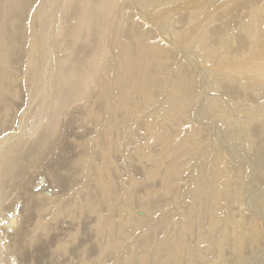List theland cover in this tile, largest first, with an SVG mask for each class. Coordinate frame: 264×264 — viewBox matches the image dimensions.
<instances>
[{
  "label": "rangeland",
  "instance_id": "374dc122",
  "mask_svg": "<svg viewBox=\"0 0 264 264\" xmlns=\"http://www.w3.org/2000/svg\"><path fill=\"white\" fill-rule=\"evenodd\" d=\"M53 1L0 0V264H264V0Z\"/></svg>",
  "mask_w": 264,
  "mask_h": 264
},
{
  "label": "bare ground",
  "instance_id": "6f19581e",
  "mask_svg": "<svg viewBox=\"0 0 264 264\" xmlns=\"http://www.w3.org/2000/svg\"><path fill=\"white\" fill-rule=\"evenodd\" d=\"M75 1V0H74ZM52 3V2H51ZM134 3H135V1H134ZM56 7V2H55V0L53 1V3H52V7H51V9H50V11H49V15H51V16H53V15H55L56 13H55V8ZM250 20V19H249ZM252 23H253V21H252ZM261 24V23H260ZM253 26V25H252ZM254 28H255V26H254ZM73 30H75V29H73ZM257 30V29H256ZM54 33H56V32H54ZM264 33V32H263ZM259 40V39H258ZM173 44V43H172ZM174 45V44H173ZM59 47V46H58ZM180 48V47H179ZM58 49V48H57ZM41 50H43V49H41ZM185 52V51H184ZM45 54V53H44ZM65 54V53H64ZM45 56V55H44ZM183 57V56H182ZM191 57V56H190ZM189 57V58H190ZM92 58V57H91ZM188 58V59H189ZM193 59V58H192ZM214 59V58H213ZM260 59V58H259ZM256 60V59H255ZM94 61V60H93ZM189 61V60H188ZM218 61V60H217ZM52 62H53V60H52ZM95 62V61H94ZM47 63V62H46ZM221 63V62H220ZM56 64V63H55ZM61 64H62V60L60 61L59 60V62H58V64H57V66L55 67L56 69H55V71H51V73L53 74V73H55V75H54V86L52 87L51 86V84L50 83H48V85H49V87H50V89H49V99H47L48 101H51V96L52 95H56V98H57V100L59 101V100H61V95L60 94H58V86L60 87V88H64V89H66L67 90V92L69 93V95L70 96H74L75 94L77 95V93H78V89L72 84V80H74L73 78H77V81L79 82V83H81V85L84 83V81H85V77L83 76V73H81L80 71H76V72H74V65H73V67H72V71L70 72V73H67V74H65V75H59L58 74V72H59V69H60V67H61ZM75 64V63H74ZM85 64V63H84ZM87 64V63H86ZM89 64V63H88ZM216 64H217V62H216ZM77 65V64H76ZM195 65V64H194ZM259 65V64H258ZM54 66V65H53ZM78 66V65H77ZM83 66V65H82ZM89 66V65H88ZM198 66V65H197ZM228 66V65H227ZM262 66V65H261ZM87 67V66H86ZM199 67V66H198ZM244 67V66H243ZM242 67V68H243ZM264 67V66H263ZM94 68V67H93ZM246 68V67H245ZM262 68V67H261ZM88 69V68H87ZM224 69V68H223ZM91 70H93L92 68H91ZM229 70V69H228ZM90 71V70H89ZM200 71V70H199ZM213 71V70H212ZM262 71V73H263V70H261ZM87 72V71H86ZM85 72V73H86ZM93 72V71H92ZM215 72V71H214ZM222 72H224V71H222ZM93 74V73H92ZM214 74V73H213ZM226 74H227V72H226ZM264 74V73H263ZM88 75V74H87ZM215 75V74H214ZM221 75V74H220ZM231 75V74H230ZM253 75V74H252ZM216 76H218V75H216ZM40 79H42V76H41V74H40ZM136 76H134V78H135ZM194 77H195V75H194ZM88 77H86V79H87ZM231 79V78H230ZM76 80V79H75ZM135 80H137L136 78H135ZM202 80V79H201ZM229 80V79H228ZM251 81V80H250ZM201 82L202 81H200V84H201ZM246 82V81H245ZM137 83V82H136ZM80 85V86H81ZM149 85V84H148ZM244 86V85H243ZM251 86V85H250ZM204 87V86H203ZM203 87H201V88H203ZM45 88V87H44ZM43 87H42V89H44ZM75 88H76V90H75ZM53 89L55 90V92L53 93ZM258 89V88H257ZM84 90H85V88H84ZM46 92V91H45ZM80 92H82L81 90H80ZM263 93V92H262ZM44 94V93H43ZM46 94V93H45ZM170 94V93H169ZM168 94V95H169ZM75 95V96H76ZM43 96V95H42ZM175 97V96H174ZM118 98V97H117ZM120 98V97H119ZM145 99L147 100V98L145 97ZM53 100V99H52ZM128 101V100H127ZM55 102V101H54ZM118 102V101H117ZM120 102V101H119ZM173 102V101H172ZM170 103V102H169ZM114 104V103H113ZM208 104V103H207ZM85 105V104H84ZM54 106V105H53ZM116 106H117V104H116ZM262 107V106H261ZM260 107V108H261ZM54 108V107H53ZM44 109V108H43ZM57 109V108H56ZM39 110H40V107H39ZM38 110V111H39ZM42 110V109H41ZM54 110V109H53ZM42 112H43V110H42ZM173 112V111H172ZM35 113H37V112H35ZM38 113H40V112H38ZM41 114V113H40ZM40 114H38V116L40 115ZM36 115V114H35ZM55 115H57V114H55ZM37 116V117H38ZM220 116V115H219ZM240 117V116H239ZM36 118V117H35ZM68 119H69V117H68ZM52 120H53V118H52ZM54 121V120H53ZM37 122V121H36ZM262 122V121H261ZM226 128V127H225ZM212 132V131H211ZM213 135V134H212ZM248 136V135H247ZM221 139V138H220ZM234 139V138H233ZM7 141V140H6ZM211 141H213V140H211ZM234 141V140H233ZM214 142V141H213ZM11 143H12V141H11ZM217 144V143H216ZM8 145H10L9 143H5L4 144V147H6V146H8ZM14 147V146H13ZM12 146H9L8 147V149L10 150L11 148H13ZM248 148H249V146H248ZM8 150V151H9ZM249 150V149H248ZM7 150H6V152H8ZM5 152V151H4ZM247 152V151H246ZM238 153V152H237ZM0 154H2V153H0ZM242 156H244V155H242ZM253 163H251V165H252ZM217 166V165H216ZM218 167V166H217ZM262 167V166H261ZM221 168V167H220ZM222 170V169H221ZM254 171V170H253ZM215 175V174H214ZM255 176V175H254ZM223 185V184H222ZM263 190V189H262ZM249 195V194H248ZM263 195H264V193H263ZM256 196V195H255ZM256 199H258L257 201H259V200H261L259 203H260V205L263 203L262 201L264 200V198H263V196H258ZM254 203V201H251V203ZM255 205V204H254ZM259 205V206H260ZM264 205V204H263ZM255 207H256V205H255ZM260 208V207H259ZM249 209V208H248ZM251 209V208H250ZM252 210V209H251ZM264 210V209H263ZM253 211V210H252ZM237 212V211H236ZM249 212H251V211H249ZM248 212V213H249ZM141 213V212H140ZM233 213V212H232ZM247 213V212H246ZM148 214V213H147ZM241 214V213H240ZM239 214V215H240ZM256 214V213H255ZM254 214V215H255ZM125 215V214H124ZM140 217H141V215H140ZM144 217V216H143ZM233 217V216H232ZM240 217H241V215H240ZM263 217V216H262ZM136 219V218H135ZM240 219V218H239ZM251 219V218H250ZM249 219V220H250ZM257 219V218H256ZM255 219V220H256ZM263 219V218H262ZM223 220V219H222ZM239 221V220H238ZM252 221V220H251ZM253 221H254V219H253ZM259 221H260V219H259ZM143 222V221H142ZM237 222V221H236ZM241 222V221H240ZM247 222V221H246ZM256 222V221H255ZM129 223V222H128ZM232 223V222H231ZM262 223V222H261ZM233 224V223H232ZM235 224V223H234ZM233 224V225H234ZM237 224V223H236ZM235 224V225H236ZM240 224V223H239ZM238 224V225H239ZM251 224V226H252V223H250ZM127 226V225H126ZM243 226V225H242ZM257 226H258V223H257ZM230 227H232V226H230ZM235 227V226H234ZM240 227L241 226H238V228L240 229ZM245 227V226H244ZM248 227V226H247ZM259 227V226H258ZM238 228H237V230H238ZM246 228V227H245ZM245 228H243V229H245ZM260 228V227H259ZM232 229V228H231ZM250 229H252V228H250ZM254 229H255V227H254ZM253 229V230H254ZM257 230V229H256ZM232 231V230H231ZM241 231V230H240ZM263 231V230H262ZM237 232V231H236ZM242 232H244V230L242 231ZM257 232V231H256ZM260 232H261V230H260ZM138 233V232H137ZM234 233H235V231H234ZM246 233V232H245ZM247 233H253V232H251L250 230H249V232H248V230H247ZM258 233H259V231L256 233L257 235L256 236H259L258 235ZM262 233V232H261ZM233 234V233H232ZM260 234V233H259ZM236 235V234H235ZM235 235H234V237H235ZM261 235V234H260ZM240 236H241V234H240ZM255 236V237H256ZM244 237H245V235H244ZM248 237V236H247ZM246 237V238H247ZM260 238H261V236H259ZM135 238V237H134ZM133 238V239H134ZM236 238H237V236H236ZM239 238V237H238ZM250 238V237H249ZM252 238V237H251ZM258 238V237H257ZM259 238V239H260ZM248 239V238H247ZM258 239V240H259ZM236 240V239H235ZM255 241V240H254ZM260 241V240H259ZM264 241V240H263ZM241 243V242H240ZM133 244V243H132ZM252 244V243H251ZM131 245V244H130ZM237 252V251H236ZM260 256V255H259ZM115 261V260H114ZM126 260H124L123 262H125ZM127 262V261H126ZM132 262V261H131ZM127 263H129V262H127ZM140 263V262H139Z\"/></svg>",
  "mask_w": 264,
  "mask_h": 264
}]
</instances>
